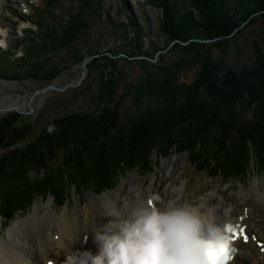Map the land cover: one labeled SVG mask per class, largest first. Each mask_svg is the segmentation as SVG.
<instances>
[{
    "label": "rangeland",
    "instance_id": "obj_1",
    "mask_svg": "<svg viewBox=\"0 0 264 264\" xmlns=\"http://www.w3.org/2000/svg\"><path fill=\"white\" fill-rule=\"evenodd\" d=\"M77 10L80 12H75ZM189 10L192 11L194 20L201 23L197 11L192 6H189ZM73 15L77 17V28L80 29L75 42L72 41L66 47L60 45L61 47L52 51L45 50L37 56L27 54L28 45L32 41L41 40L45 31H49L48 29L54 27L60 32L61 27L74 24ZM209 21H212L213 25L217 22L215 18ZM257 21L258 23H249L248 26L239 29L233 36L228 50L222 48L215 50L216 55L223 57L230 67L240 69L253 59L254 43L260 36L257 35L259 33L257 26L264 27V18ZM164 26L167 29L169 24L163 7H154L147 4L145 0H63L53 4L51 8L46 7L45 0H0V122L4 121L5 124L0 131L5 130L10 118H14L13 128L28 129L30 134L26 141H30L43 133L44 126L45 129L47 126L55 130L58 126H64V123H60L66 120L65 115L75 112L79 120L93 119V123L107 120L106 123L109 124L107 131L109 132L106 135V141L111 146V149L107 147V151L112 154L122 149L119 148L120 145L125 147L124 142L131 138L129 132L132 134L131 131L135 129L129 131L133 127L130 124H135L136 129L140 128V124L142 127L144 126L142 123L147 125L154 119L164 124L167 121V113L174 114L180 110L171 105L175 103L173 99L180 100L184 98L183 96H189L185 95L186 90L191 86L187 84L194 80L195 69L186 67L171 70L172 77L169 81H163L160 89L155 83L157 81L158 85L162 72L169 70L164 68H168V65L175 66L178 63L175 60L180 55L176 52L178 48L174 47L176 42L178 43L176 38H183L185 34L198 35L199 33L198 30H191V27L185 26L186 29L184 25L179 27L177 23H174L168 32H164L161 28ZM16 42L19 45L15 46ZM77 56L85 58L75 62ZM51 73L53 77H50ZM117 76L119 80L115 78ZM96 79H101V81L98 83ZM167 84L174 87L171 94L167 92L169 88V86L166 87ZM197 84L200 85V82ZM152 89L155 90L153 94L157 98L160 96L158 102L150 101L141 104L140 101H147L144 95H148L147 93ZM165 93L168 94L165 95ZM98 95H102L100 100ZM105 95H111L112 103L108 96V100L105 101ZM139 95H143V99H139ZM191 95L194 94L191 93ZM188 104H191L190 100ZM184 106L186 107V104ZM104 112L106 115L103 116ZM184 114L181 115L180 120H183ZM174 118L177 116H173V120ZM9 134L16 135L13 131L8 132L7 136ZM56 136L51 137L47 134L45 142L52 141L53 143L55 139L58 145L63 144L61 142L63 140ZM148 142H155L150 151H147L148 153L143 151L149 171L138 168V165L132 166L131 162L129 166L122 161L117 163L119 167L116 165L117 168L114 167L113 172L97 175L99 176L97 178L105 180L104 183L111 181L107 183V185H112L111 188L95 194L90 191L91 189L85 188V183H82L80 187H73L71 183H67L62 188L63 196L59 201L52 199L53 196L47 187L49 184L42 181L41 185L33 187L37 190H32L29 196L22 197L21 201L28 204L27 208L17 213L10 222L4 221L7 226L1 228L0 236H5L7 230L16 221L34 214L36 205H38L36 211L41 214L50 209L65 215L69 211L72 217L68 222H71L78 221V208L90 206L92 198L103 197L108 192L122 199L127 198L129 192L126 191L125 186L128 184L133 190L142 191L145 196L153 192L155 180L164 167H168L174 173L175 180L172 179L171 182L173 187L183 182L182 190L186 201L189 202H198L201 196L209 193L217 197L224 188L235 187L231 190L236 191L237 196H240L248 191L250 185L254 187L255 183L257 189L264 194V165L259 169L255 162L254 167L257 170L251 171L252 173L243 178L241 182L236 178L210 177L203 172L197 173L193 166L188 164L186 156L189 150L182 151L179 147L170 146L169 143L160 145L151 139ZM22 143H25L24 139L16 146ZM56 143L54 144L57 145ZM7 144L10 148L15 146L10 141ZM68 144L69 148L66 151H70L71 154L64 153L63 156L61 151L57 152L54 158L56 164L52 170L56 168V165H61L62 156L64 161L72 165L71 167L79 164V161L76 163L78 160L76 151L79 147L74 148L75 142L73 141ZM80 148L83 147L80 146ZM195 149L198 150L197 147ZM225 153L229 156L232 152L225 150ZM258 157L260 158V154L256 158ZM104 158L96 157L94 160L96 164L93 163V166L103 171L110 168L111 164L103 160ZM126 160L131 161L130 156ZM47 162L49 163V159L45 157V165ZM37 163H35L36 173L40 170V164ZM50 168L44 167L45 172H49ZM89 172H93V169ZM53 175L56 177L60 174L53 173ZM79 177H81V182L91 180V177L85 174ZM97 178L93 179L95 184L100 182ZM66 180L71 179L65 178L64 183ZM124 183L127 184L123 185ZM98 186L94 185L93 190H98ZM233 192H225V196H222L220 202L216 201V205L218 207L229 205L232 209L240 208L234 207V203L229 201L230 193L235 194ZM87 213L91 215L90 210Z\"/></svg>",
    "mask_w": 264,
    "mask_h": 264
},
{
    "label": "trees",
    "instance_id": "obj_2",
    "mask_svg": "<svg viewBox=\"0 0 264 264\" xmlns=\"http://www.w3.org/2000/svg\"><path fill=\"white\" fill-rule=\"evenodd\" d=\"M59 1L63 0H45V4L46 7L51 8L53 4ZM145 1L154 7H163L169 24L167 29L165 26L161 27L164 32H168L174 23H177L179 27L184 25L183 27H191V30H198L199 32L198 35L191 33L185 34L183 38H176L178 43L176 42L174 47L178 48L176 52L180 55L175 60L178 63L175 66L168 65V68H164L169 70L162 72L161 81H158V85L157 81L155 83L160 89L163 86V81H169L172 77L171 70L186 67L195 69L194 80L187 84V86L191 85L185 94L189 96H183L184 98L180 100L173 99L175 103L171 104L180 110L174 114L167 113V121L164 124L157 119H152L153 121L148 122L147 125L142 123L144 125L142 127L140 124L139 129H136L135 124H130L133 127L129 131L135 129L131 131L132 134L129 132L131 142L129 143L130 139L128 138V141L124 142L125 147L120 145L119 148L122 149L117 153L112 152V154L107 151L108 148L111 149V146L106 141V135L109 132L107 131L109 124L106 123V119L101 120L100 123H93V119L79 120L75 112H71L65 115L67 118L64 116L65 121H61L60 124L64 123V126H58L56 130L51 128L52 131H49L50 127L46 126L45 129L44 126L41 135L36 139L26 141L30 131L28 129H18V131L13 128L12 123L15 119L10 118L6 123L5 130L0 131V221L2 219L11 220L16 213L23 212L28 204L22 203V197L29 196L32 190H37L33 187L38 184L41 185L42 181L49 184L47 186L49 193L54 200L59 201L63 196L62 188L67 183H71L73 187H80L82 183H85V188L88 189H94V185H101L98 186V190H95L96 192L111 188L112 185H107L111 181L104 183L105 180L97 177L106 172H113V168L118 166L117 163L122 161L129 166L132 163V166L138 165V168L141 167L149 171L143 151L149 152L154 146L155 142H148L150 139L157 141L160 145L169 143L170 146L179 147L182 151L189 150V154L186 156L187 162L197 172H204L211 176L243 179L251 173L252 168H255V162L259 169L264 165V27L257 26L259 30L257 35L260 36L254 43V57L240 69L227 65L223 57H218L215 52L218 48L228 50L233 36L239 29L248 26L249 23H258V19L264 18V0ZM189 6L197 11L201 23L194 20ZM79 10L75 12H80ZM212 18L217 20L215 25L212 24L213 20L209 21ZM73 22L74 24L61 27L60 32L54 27L48 29V32L45 31L41 40L32 41L28 45L27 54L37 56L45 50L52 51L61 47L60 45L66 47L72 41L75 42L80 33V29L77 28V17H74ZM71 25H75L74 28ZM173 50L176 49L173 48ZM173 50L171 49V51ZM83 58L85 57L77 56L75 62L81 61ZM50 77H53L52 73ZM115 78L120 79L118 76ZM198 82L200 85L197 84ZM168 86L167 92L171 94L174 87L171 84L166 85V87ZM153 93H155L154 89L147 93L148 95H144L147 101L142 100L140 101L141 104L150 101L157 103L160 96L158 95L157 98ZM161 93L163 92L161 91ZM107 96L105 95V101L111 97V95ZM98 98L100 100L102 95H98ZM141 98L143 99V95H139V99ZM189 100L191 104H188ZM109 101L112 103L111 98ZM182 114H184L183 120H180ZM102 115H106V112ZM173 116H177L180 121L177 118L173 120ZM163 119L166 120L164 116ZM3 122H0L1 129ZM16 130L17 132H15ZM12 131L16 135L9 134L7 136L8 132ZM47 134L51 137L57 135L56 137L63 140L61 141L63 144L58 145L55 139H53V143L52 141L45 142ZM23 139L25 143L16 146ZM68 140V143L75 142L74 148L79 147L76 151L78 157L76 163L79 161V164H75L74 167L63 160L64 153L71 154L70 151H66L69 148ZM132 140L136 144H133ZM9 141L12 145L15 144L13 148L8 146ZM196 147L198 150L195 149ZM225 150L232 153L228 156ZM60 151L63 155L60 159L61 165H56V168L52 170L56 164L54 163L56 153ZM259 154L260 158L257 159ZM98 156L105 157L103 160L109 162L111 167L104 171L95 168L93 163L96 164L94 160ZM129 156L131 161L126 160ZM45 157L49 159V163L47 162L46 165ZM132 157L134 158L132 159ZM37 162L40 164V170L36 173L37 166L35 163L38 164ZM60 166L61 168H59ZM44 167H49V172H45ZM91 169L93 172H89ZM52 172L60 175L55 177ZM29 173H33L35 178L29 179ZM84 174L91 177L89 182H81L79 176ZM98 174L99 176H97ZM65 178L71 180H66L65 184ZM94 178L100 182L95 184Z\"/></svg>",
    "mask_w": 264,
    "mask_h": 264
},
{
    "label": "bare ground",
    "instance_id": "obj_3",
    "mask_svg": "<svg viewBox=\"0 0 264 264\" xmlns=\"http://www.w3.org/2000/svg\"><path fill=\"white\" fill-rule=\"evenodd\" d=\"M3 43H5L4 39ZM173 175V171L164 167L155 180L152 193L160 197V201L157 202L158 207L162 208L169 199L170 189L173 187L171 184ZM125 184L127 183L123 185ZM233 188L222 189L217 197L211 199V204L216 205V201L220 202L225 192H233L231 190ZM125 189L129 192L128 200L110 192L103 197L92 198L90 206L78 208V221L68 222L72 217L69 211L68 216L63 213L58 214L52 209L41 214L36 211L38 208L36 205L34 214L16 221L7 230L5 236H0V264H46L50 261L55 264L60 260L68 263L66 258L77 250H91L95 253L97 246L93 242L94 227L102 229L104 225L115 219L109 216L107 211L118 210L127 217L137 201L144 197L142 191L133 190L129 184ZM233 193L235 194L230 193L229 201L234 203V207L240 208L232 209L229 205L220 207L216 205L217 214L223 216L225 211H229L231 225H247L246 231L250 237L254 235L257 239L256 241L250 239L247 244L237 242L238 251L230 264H264V250L261 248V245H264V194L257 189L256 183L254 187L250 185L243 195L237 196L236 191ZM247 193L251 194L250 197ZM179 195L182 200H186L183 190ZM89 210L91 215L87 213ZM230 236L231 233H228V237ZM84 237L88 238L87 243L84 242Z\"/></svg>",
    "mask_w": 264,
    "mask_h": 264
},
{
    "label": "clouds",
    "instance_id": "obj_4",
    "mask_svg": "<svg viewBox=\"0 0 264 264\" xmlns=\"http://www.w3.org/2000/svg\"><path fill=\"white\" fill-rule=\"evenodd\" d=\"M182 187L183 182L170 189L162 208L159 195L149 192L127 217L108 210L115 219L92 231L97 251L72 252L68 264H208L209 247L227 240L232 219L229 211L217 214V206L210 204L214 194L189 202L179 195Z\"/></svg>",
    "mask_w": 264,
    "mask_h": 264
},
{
    "label": "snow or ice",
    "instance_id": "obj_5",
    "mask_svg": "<svg viewBox=\"0 0 264 264\" xmlns=\"http://www.w3.org/2000/svg\"><path fill=\"white\" fill-rule=\"evenodd\" d=\"M241 219L243 220V217H241ZM246 229L247 225H227L226 231L231 233V236L228 237L225 242L209 247L207 253L208 264H230L234 259V254L238 251L237 242L247 244L250 239L256 241L257 238L254 235L250 237ZM83 239L84 242L87 243L88 238L84 237ZM261 248L264 250V245H261ZM49 264H51V261Z\"/></svg>",
    "mask_w": 264,
    "mask_h": 264
},
{
    "label": "flooded vegetation",
    "instance_id": "obj_6",
    "mask_svg": "<svg viewBox=\"0 0 264 264\" xmlns=\"http://www.w3.org/2000/svg\"><path fill=\"white\" fill-rule=\"evenodd\" d=\"M96 81L99 83L101 81V79H98V80L96 79Z\"/></svg>",
    "mask_w": 264,
    "mask_h": 264
}]
</instances>
